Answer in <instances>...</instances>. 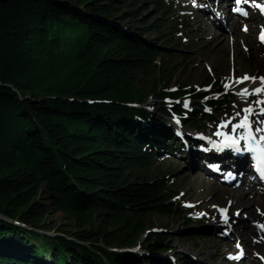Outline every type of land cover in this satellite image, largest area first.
I'll list each match as a JSON object with an SVG mask.
<instances>
[{
	"label": "trees",
	"instance_id": "obj_1",
	"mask_svg": "<svg viewBox=\"0 0 264 264\" xmlns=\"http://www.w3.org/2000/svg\"><path fill=\"white\" fill-rule=\"evenodd\" d=\"M147 1L161 14L170 7ZM145 2L0 0V214L34 227L59 211L74 229L42 250L31 243L34 232L0 219V264H46L43 255L50 264H145L107 249L132 247L148 216L181 212L165 173L153 181L139 173L159 159L170 132L128 104L153 93L164 114L181 113L163 97L188 91H167L164 59L174 52L173 33L164 21L148 20ZM124 20L126 30L116 26ZM136 20L161 42L142 39ZM143 78L157 80L143 88ZM198 104L192 115L203 118L205 104L221 102ZM98 241L103 247L95 251L84 246ZM160 247L169 249L157 241L145 246Z\"/></svg>",
	"mask_w": 264,
	"mask_h": 264
},
{
	"label": "rangeland",
	"instance_id": "obj_2",
	"mask_svg": "<svg viewBox=\"0 0 264 264\" xmlns=\"http://www.w3.org/2000/svg\"><path fill=\"white\" fill-rule=\"evenodd\" d=\"M209 4L214 6V2H209ZM148 8L152 9L149 10ZM175 8L179 12V15L174 14L176 17H172L168 21L169 24H171L170 22H174L175 24V28H172L171 31L174 32L179 30V34L178 37L170 41L172 43L169 48H172L174 52L167 55L164 59L167 74L163 76L167 81H170V85L183 84L198 90H211L209 87L207 88V86L212 85L216 88L218 83L224 85L227 80L229 81L227 83H232L230 82L231 72L233 73V77L238 78L242 77L244 74H248L249 76L255 75L256 77L264 74V52L256 44L255 38L256 26L254 25L257 23L256 16L250 14L249 16L253 21L251 18H244L242 22V18H232V14H230V17L228 16L229 20L225 18L224 22L218 17H215V15H211L212 18L210 17V19L206 16L209 21L212 20V22L210 21L209 23L204 16L199 14L196 10L195 4H193L191 0H175ZM125 10L130 9L125 8ZM141 10L147 12L148 20H150V17L152 20L159 18L154 6L147 0ZM218 11H220L219 7ZM188 14H190L189 20V16L185 18ZM210 14L215 13L212 12ZM220 16L222 17V15ZM178 20L181 21V23H175ZM128 22L129 21L127 20L120 21L116 26L121 28L124 25L129 28L128 25L130 24ZM132 23L133 25L138 26V33H140V31L143 32V35H141L142 39L153 44H159L161 42L157 39V35L153 29H143L141 22L137 20ZM218 23L224 27L219 26ZM242 24H248L247 31L243 32L244 25L242 26ZM124 29L126 30L125 27ZM244 33L249 34L248 38L244 37L246 35ZM232 35L235 36V39H232ZM231 57L233 59L232 61ZM254 57H260L262 60L254 59ZM156 80L157 78H143L138 84L144 88L152 85ZM229 89L233 92L234 90L232 88L225 89L228 94L233 95V99L231 100L232 104L230 105L228 103L222 114L214 116L216 117L215 119L207 120L203 123L202 127L205 129L211 131L215 126H218L221 121H229L230 124L232 120L236 119L237 116L234 115L233 111L238 110L241 103L237 101V96ZM238 100L241 101V99ZM192 103L193 101L188 104L189 107L192 106ZM159 108L160 104L157 101H154L153 108L149 110H151L152 114L156 111L155 113H157V116L160 114ZM192 122V119L189 118L188 124H185L188 128L189 134L194 132L190 125ZM177 145L178 144H176V146ZM178 151L179 150L174 154L173 151H171L170 154L165 155L167 157H164L166 158L164 161H158L151 165L147 170L140 171V175L146 177L149 181H153L156 178H161L162 173H166L167 177H165L164 180L168 182L172 189L179 192L178 198L182 203L187 202L188 204L194 203V205H197L202 202L205 197L206 199L200 203V207L193 208L186 216L177 214H152L145 218V226L147 229L149 228L150 233H154L155 237L151 236L150 233L146 234L148 236L145 234L139 236L137 239L139 245L138 242L136 243L137 240L135 241V244H133L136 249L138 248L140 255L138 258L141 260H148L145 264H227V260L224 258V255L227 254L226 249L227 251H232L236 248L237 243L239 244L236 236L242 234L240 237L246 244L247 249L245 250L246 260L241 264H258L259 261L253 257V254L258 252L264 259V237H258L256 226L255 224V227L253 226V222L264 223V194H251L252 199L250 198V200H253L254 204L255 198L258 196H261V200L257 203V206L252 205L253 207L249 209L250 212L246 207L247 201L245 197L238 196L234 198L236 204H234V201L233 204H231L233 206L235 205L232 211L239 210V214L236 216V211L235 213L228 211L231 217L235 214L236 218H233L228 225L221 226V230H218L220 228L212 230L214 227L212 225L216 221L215 219L218 218L217 212L220 215L219 209L228 206L225 205V203H229L222 198L234 200L230 196H225L226 193L231 190L238 194L245 192L248 197L251 188L249 189L247 185V187L243 186L240 188L224 189L226 187L217 188V186L212 183L210 185L209 183L206 184L207 182H210V180L206 178L204 173H197V170L194 172V168H198V164L200 163L198 161V156L194 153L186 155V160L190 163L188 168L187 161L185 162V160L182 159L184 152ZM201 151H203L202 148L198 151L199 157L202 158L201 160H210L208 157L204 158L200 156ZM180 156L182 158H180ZM224 173L225 172H223V174ZM215 189L222 190L218 195L221 199L216 200V198L210 194V192L215 191ZM183 193L188 197L184 196ZM174 203L176 202L174 201ZM239 204L242 205L240 208ZM214 205L217 207H213ZM251 213L257 218L254 219L251 217ZM0 219L34 232V236L31 237V243H34L37 246L42 245L41 248H39L42 250L46 248V244L50 243L49 240L53 239L56 234H60L62 231H74V229L67 224V220L64 219L63 214L59 211H52L45 214L42 221L34 227L21 222L17 218L6 217ZM187 221L193 222L195 225L187 224ZM43 224L47 225V227H42ZM228 226H230V228H228ZM58 227L61 228V231ZM152 230L154 232H152ZM221 231H224L227 235L231 231L234 234L231 233V235L226 236V238H220L218 233ZM60 235H62V233ZM161 236L165 237L166 241L161 240ZM69 237L71 238V235H67L65 238ZM155 241L161 242V244H168L169 249L171 248V250L167 251L166 248L163 250V248L160 247L148 252V250L145 249L146 244L148 243L149 245V243H154ZM16 246L17 245L13 247ZM25 246L30 249L32 248L30 244H25ZM84 246H89L90 251H95L97 249L93 247H103V242L98 241L93 242L92 244L91 242H85ZM130 246L122 248L110 247V249L107 250L109 252L123 251L120 253L128 256L127 249H129ZM151 249L153 248L151 247ZM240 252L241 254H244V249L241 248ZM151 255L162 258L163 263L158 260L159 258L151 257ZM258 257H260V255H258ZM43 259H45L43 261H45L46 264H50V259L46 257V255H43Z\"/></svg>",
	"mask_w": 264,
	"mask_h": 264
},
{
	"label": "snow or ice",
	"instance_id": "obj_3",
	"mask_svg": "<svg viewBox=\"0 0 264 264\" xmlns=\"http://www.w3.org/2000/svg\"><path fill=\"white\" fill-rule=\"evenodd\" d=\"M241 2L242 0H235L237 5ZM244 2H251L254 7L264 13V5L258 3L257 0H244ZM233 10L240 11L243 15L248 14L246 11L238 7ZM244 30H247L246 26ZM258 38L264 42V26H262ZM244 81H248L254 85L256 81H259V84L251 88L244 86L239 89L237 95L244 99H247L249 96H255L256 99L248 102L243 108L236 112V116L239 117V119L230 124V132L219 130L229 124V121H221L217 126L218 130L215 132V135L223 137V147L232 148L237 153L242 150L251 153V158L256 171L259 172L261 177H264V77L249 76L248 74H245L242 77L234 78L233 82L239 85L244 83ZM207 87H211V85ZM224 87L225 89H228L230 84L226 82ZM185 107H187V104H185ZM252 117H256V119L253 120L251 119ZM207 139L211 142V137H208ZM241 142H243V148H241ZM213 167L218 166L213 165ZM213 207L217 206L214 205ZM219 211L222 214L221 219L227 224V208H221ZM236 214H239V210H237ZM259 227L264 228V225H259ZM237 247H239L238 243Z\"/></svg>",
	"mask_w": 264,
	"mask_h": 264
},
{
	"label": "bare ground",
	"instance_id": "obj_4",
	"mask_svg": "<svg viewBox=\"0 0 264 264\" xmlns=\"http://www.w3.org/2000/svg\"><path fill=\"white\" fill-rule=\"evenodd\" d=\"M218 7L221 9V4L220 3H218L217 4V6H216V11L218 12ZM203 14V16L206 18V15H204V12L202 13ZM230 14L231 13H228L226 16H225V18H227V20H229V18H228V16L230 17ZM250 14H253L254 16H256L257 17V22L259 21V17L255 14V13H253V12H251ZM249 14V15H250ZM211 17V16H210ZM215 17H217L216 16V14H215ZM212 18V17H211ZM225 18H224V22H225ZM233 18V17H232ZM209 19V18H208ZM214 19V18H213ZM220 19V18H219ZM222 20V19H221ZM251 26V25H250ZM247 30H248V27H247ZM246 30V31H247ZM244 34H246V33H244ZM248 35L249 34H246L244 37L245 38H248ZM232 39H235V36L234 35H232ZM244 50H246V49H244ZM254 59H259L260 61L262 60V58L260 59V57L259 58H255L254 57ZM233 59H232V57H231V61H232ZM261 63V62H260ZM232 64V63H231ZM230 64V65H231ZM262 75V74H261ZM258 76H260V75H258ZM230 84V87L229 88H232L234 91H236L235 93H236V96H237V98L238 99H241V101H246V100H248V99H250V98H254V99H256V97L255 96H249V97H247V99H244L243 97H241V96H239V95H237V92L239 91V89L240 88H242V87H244V86H248L249 88H251V87H253V86H255V85H258L259 84V82H255V85L254 84H252V83H249L248 81H244V83H242V84H239V85H237V84H235L234 82H232V83H229ZM169 118V120L168 121H163V122H160L159 124H161L160 126H162V127H164L165 128V126H173L174 124L176 125V127L177 128H179L180 130H179V132H178V135H177V137L178 138H180L181 139V141H190L191 140V138L190 137H188L187 136V133H188V128H187V126H184V127H182V126H180V124H178V123H181V121L180 120H178V123H176V122H174V121H171V120H175V117L174 116H171V117H168ZM170 130H174V129H172V128H170ZM205 137H208V136H205ZM168 139V136H164L163 137V139ZM216 137L214 136V137H212V139H215ZM222 141V140H221ZM164 143V142H163ZM203 143H205V144H203ZM197 148H199V147H197ZM200 148H202L203 149V151H201V155L200 156H202V157H208V158H210V160L209 159H205V160H201L202 158L201 157H199V155H198V149L197 150H195L194 148H192V147H190L189 146V151L186 153V155H189V154H191V153H194V154H196L197 156H198V161L200 162L199 164H198V168H195V169H199V170H197V173L198 172H202V170L205 172V173H208V172H210V173H212V171L210 170V171H208V170H205V169H201L200 167H204V166H206L207 165V167L209 166L211 169H213V165H215L214 163H212V162H210V161H212V157H219L220 155H219V153H217L216 152V150L215 149H213V148H211L210 147V144H208V142H201V145H200ZM215 148H217V147H215ZM218 149V148H217ZM164 154H166V152H163ZM175 152L173 151V154H174ZM227 155V154H226ZM212 156V157H211ZM228 157V156H227ZM224 158H226L225 156H224ZM186 159H187V157H186ZM220 161H222V160H220ZM242 161L243 162H247L244 158L242 159ZM215 162H216V160H215ZM187 166H188V168H189V166H190V163H189V161H187ZM218 166V165H217ZM247 169V172H248V170H250V166H248L247 164H245L244 165V167H242L240 170H239V173L240 174H242L243 173V171H246V169ZM190 169H192V168H190ZM189 169V170H190ZM221 170H222V172H219L220 174H223V170L224 169H222V168H220ZM247 172H245V173H247ZM213 174V173H212ZM243 175V174H242ZM213 176H216L215 174H213ZM215 180H219V179H215ZM209 183V185L212 183V184H214L215 186H217V188H220V187H222V188H224V186H220V185H218V184H216V182L214 181V182H207L206 184H208ZM248 185V188H251V191L249 192V196L247 197V195H246V193L245 192H242V193H240V194H238L237 192H235V191H233V190H231L230 192H227L226 193V195L225 196H230V197H232L233 199L234 198H236V197H238V196H243V197H245L246 198V201H247V205H246V207L248 208V211H249V209L251 208V207H253V206H257V203L258 202H260V200H261V196H258L257 198H255V204H254V201L253 200H250V198L252 197V193H255V194H257V195H262V194H264V190H263V187L262 186H260V185H258V183H255V182H253L252 181V179H250V178H248V179H246L245 180V182H243V184H240L239 185V187H237V188H240V187H243V186H247ZM232 188H236L235 186H233ZM224 189H229V188H224ZM221 189H219V190H217V189H215V191H211L210 192V194L212 195V196H214L215 198H216V200H218V199H221L220 198V196H218L220 193H221ZM235 192V193H234ZM222 199H224V201H227V202H229V207H228V211H232V209H233V207L235 206H233V205H231V204H233V201L235 202L234 204H236V200L234 199V200H232V199H226V198H222ZM252 199V198H251ZM250 200V201H249ZM174 202V201H173ZM249 202H251V203H249ZM176 204V203H175ZM253 205V206H252ZM240 206H242L241 204H239V208H240ZM244 208V207H243ZM250 212V211H249ZM264 212V211H263ZM252 214V213H251ZM250 214V215H251ZM251 217H253L254 219L255 218H257L256 216H253V214L251 215ZM216 221H217V223H220L221 221H220V218H216L215 219ZM11 222V221H10ZM222 223V222H221ZM148 230H149V228H148ZM152 232H154L153 230H152ZM232 233V232H231ZM231 233L229 234V236L231 235ZM232 234H234V233H232ZM240 236H242V234H238V236H236V238L238 239V241H239V246L240 247H237L236 246V248H234L232 251H228L227 252V254L226 255H224V258L227 260V264H241L242 262H245V260H246V256H245V250L247 249L246 247V244L243 242V240H242V238L240 237ZM139 243V242H138ZM244 249V254H241V252H240V249ZM217 255H219L218 253H216ZM230 256H231V258H230ZM238 257V258H237ZM190 263V262H189ZM190 264H192V263H190Z\"/></svg>",
	"mask_w": 264,
	"mask_h": 264
},
{
	"label": "water",
	"instance_id": "obj_5",
	"mask_svg": "<svg viewBox=\"0 0 264 264\" xmlns=\"http://www.w3.org/2000/svg\"><path fill=\"white\" fill-rule=\"evenodd\" d=\"M0 218H6V217H4V216L0 215Z\"/></svg>",
	"mask_w": 264,
	"mask_h": 264
}]
</instances>
